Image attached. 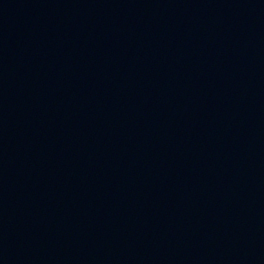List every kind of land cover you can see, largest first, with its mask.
<instances>
[{
	"label": "water",
	"instance_id": "95a60500",
	"mask_svg": "<svg viewBox=\"0 0 264 264\" xmlns=\"http://www.w3.org/2000/svg\"><path fill=\"white\" fill-rule=\"evenodd\" d=\"M0 264H264V0H0Z\"/></svg>",
	"mask_w": 264,
	"mask_h": 264
}]
</instances>
